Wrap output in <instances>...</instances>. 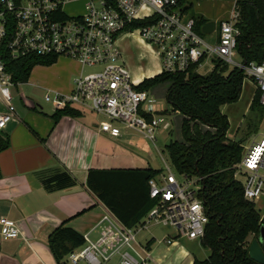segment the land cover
Returning <instances> with one entry per match:
<instances>
[{"label":"built area","instance_id":"1","mask_svg":"<svg viewBox=\"0 0 264 264\" xmlns=\"http://www.w3.org/2000/svg\"><path fill=\"white\" fill-rule=\"evenodd\" d=\"M79 2V13L69 14L66 6ZM238 20L235 6L228 19L215 26L217 38L209 42L194 31V20L182 12L177 0H0V100L6 108L0 113V132L16 116L9 91L13 83L4 58L66 57L78 64L80 73L72 80L70 93L45 95L44 100L52 103L53 110L70 106L80 112L89 111L98 118V132L102 134L116 138L123 131H135L155 143L164 119L154 115L148 92L140 90L131 79L117 49L118 37L134 32L155 48L154 54L165 72L180 74L208 60L239 68L255 84L263 106L264 58L260 63H242L236 51ZM133 22L146 23L128 31ZM97 67V72H82ZM148 104L152 106L147 111ZM241 148L234 177L242 183L243 199L254 204L264 223L263 209L257 206L259 201L264 204V135ZM165 169L166 175L161 173L148 181L153 206L134 227L125 226L106 209L100 221L82 236L83 245L66 257L68 262L147 264L150 256L137 234L151 225L169 226L177 237L200 240L209 221L204 200L199 197L201 178L178 174V180L171 168L166 165ZM0 237L16 240V223L1 218Z\"/></svg>","mask_w":264,"mask_h":264},{"label":"trees","instance_id":"2","mask_svg":"<svg viewBox=\"0 0 264 264\" xmlns=\"http://www.w3.org/2000/svg\"><path fill=\"white\" fill-rule=\"evenodd\" d=\"M177 3L188 15L190 6L187 0H177ZM235 6L239 14L238 56L243 64L260 63L264 58V0H237ZM190 18L195 22L194 31L201 36V28L208 23L207 19L197 15ZM145 23L133 22L127 30L137 29ZM56 61L55 58L35 56L17 61L4 58L13 85L26 83L34 66H48ZM197 67L198 64L191 65L180 74L163 71L144 80L138 87L147 91L153 86L168 83L166 103L182 115L180 132L183 141H170L165 149L171 167L178 174L201 178L199 197L204 200L209 221L199 241L210 255L202 261L195 260L193 264H257L248 257L247 240L250 235L253 239L258 238L259 228L264 223L260 221L254 204L243 199L242 183L234 177V165L241 159V145L245 140L227 141L229 120L221 113V107L239 101L245 75L239 68H230L219 60H212V71L208 74H199ZM259 98L260 92L255 91L249 110L260 120L264 115V105H260ZM65 115L78 117L79 111L66 106L63 110H55L51 118L57 121ZM246 132L247 128L241 130V133ZM9 144L8 137L0 133V153L8 149ZM159 174L160 170L150 168L90 170L86 184L118 220L127 227H134L153 206L147 183ZM62 177V182L59 181L62 185H54L51 180L44 183V187L53 191L74 183L68 176ZM47 238L48 249L57 262L63 261L84 243L83 237L67 228L66 223L53 229Z\"/></svg>","mask_w":264,"mask_h":264},{"label":"crops","instance_id":"3","mask_svg":"<svg viewBox=\"0 0 264 264\" xmlns=\"http://www.w3.org/2000/svg\"><path fill=\"white\" fill-rule=\"evenodd\" d=\"M187 3L189 17L202 16L208 22L214 21L215 26L228 19L236 4L235 0L227 5L221 0H187ZM214 30L209 34V38L215 35L212 41L217 38ZM129 34L118 37L117 49L131 79L140 85L163 70L160 67L142 70L140 66L132 65L131 52L136 49H141L137 52V61L144 58V51L151 52L153 58L160 61L151 46L138 35L127 43ZM77 67L80 70L78 64ZM75 77L71 75L67 79L66 92L61 94L71 92ZM154 107L156 116L162 118L169 113L166 109L164 113L158 111L156 104ZM168 108L172 109L169 104ZM5 111L0 100V113ZM53 112L49 116L20 119L16 111L15 119L0 132L10 140L8 149L0 153V219H11L19 231L16 240L5 241L0 237V264H71L67 258L56 261L48 249L47 236L63 223L83 236L108 209L87 187L89 171L148 169L137 165L142 160L123 146L128 134L137 132L123 131L113 138L98 132V121L85 118L80 111L78 117L65 115L57 121L51 118ZM63 175L74 183L53 191L44 187V183L51 180L54 185H62L59 181ZM146 233L143 243H139L149 253L147 264H193L210 255L199 240L177 237L174 232ZM168 239L171 244L165 243ZM107 264H116V261Z\"/></svg>","mask_w":264,"mask_h":264},{"label":"rangeland","instance_id":"4","mask_svg":"<svg viewBox=\"0 0 264 264\" xmlns=\"http://www.w3.org/2000/svg\"><path fill=\"white\" fill-rule=\"evenodd\" d=\"M221 1L224 2L225 5L232 3V0ZM81 8L82 6L80 2L79 4H69L66 6V10L69 14H78ZM217 29L218 28H216L215 34H217ZM136 35L135 32L129 34L128 38H126L127 43H129L130 39L134 38ZM201 36L208 41H212L215 37L214 35L209 38V35L203 34ZM151 48L155 51L153 46H151ZM137 52H141V49H136L131 52L133 55L131 60L132 65L140 66L142 70H155L158 67L162 68L161 63L157 62L156 59L153 58V54L148 51H144V58L137 61ZM235 59L236 61L239 60L238 57ZM98 69V67L85 68L82 72L84 74H89L97 72ZM125 69L127 70L126 66ZM79 71L80 70L75 61L66 57H59L52 65L34 66L26 83H17L9 88L12 95V105L15 107L18 117L24 119L26 116H29L30 118L49 116V114L53 112V106L50 101L46 102L44 100L45 95L48 93L51 95H53V93H65L67 79L69 80L71 75H79ZM211 71L212 63L209 60L197 67V72L201 75L208 74ZM242 84L243 88L240 98L238 99L239 101L221 107V113L229 120V129L226 133L227 141L241 142L242 140H245L242 144L246 146L248 144L250 145V142L253 139L260 135H264V115L261 116V119L259 120L258 115L251 114L249 110L252 101L251 99L256 91L255 84L247 77L243 80ZM168 88L169 84L163 83L153 86L148 90V101L156 104L158 106V111L164 113L166 109L167 112H169L166 116L162 117V119H164V124L156 132L157 140L155 143L153 144L150 140L148 141L141 135L131 133L125 138L123 146L142 160L137 165H141L148 169L160 170L163 175L167 174L165 169V166L167 165L171 168V172L175 177L180 180L178 173L170 165L169 155L165 149V146L170 141H176L179 143L183 141L180 132L183 120L182 115L178 112H174L173 109L170 110L168 108V103H166V91ZM151 106L152 104H148L147 111L151 109ZM81 114L89 120H98V118L89 111H82ZM246 128L247 132L245 134L241 133V130H245ZM257 206L261 207L264 212V204L262 201L257 202ZM147 231H153L156 234L165 232L175 233L171 227H164L162 225H151ZM147 231H141L137 234V239L141 244L143 243V237L147 234ZM252 239L253 236L250 235L247 240L248 245Z\"/></svg>","mask_w":264,"mask_h":264},{"label":"water","instance_id":"5","mask_svg":"<svg viewBox=\"0 0 264 264\" xmlns=\"http://www.w3.org/2000/svg\"><path fill=\"white\" fill-rule=\"evenodd\" d=\"M215 28V22L211 21L206 23L202 28L201 32L204 35H209ZM259 236L256 239H252L248 245V257L257 264H264V225L259 228Z\"/></svg>","mask_w":264,"mask_h":264}]
</instances>
